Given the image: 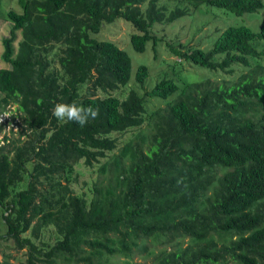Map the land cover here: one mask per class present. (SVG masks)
<instances>
[{"label":"trees","instance_id":"1","mask_svg":"<svg viewBox=\"0 0 264 264\" xmlns=\"http://www.w3.org/2000/svg\"><path fill=\"white\" fill-rule=\"evenodd\" d=\"M2 1L0 112L17 104L28 131L0 144V228L23 264H109L136 249L149 264H264V17L219 29L206 49L164 45L172 60L153 32L202 5L242 15L264 0ZM117 18L137 30L135 51L152 43L156 62L133 80L127 52L93 36ZM185 64L203 73L189 81ZM152 100L163 105L149 111ZM73 101L99 116L81 127L52 115ZM145 119L151 134L118 146L113 133ZM80 161L99 175L78 193Z\"/></svg>","mask_w":264,"mask_h":264},{"label":"rangeland","instance_id":"2","mask_svg":"<svg viewBox=\"0 0 264 264\" xmlns=\"http://www.w3.org/2000/svg\"><path fill=\"white\" fill-rule=\"evenodd\" d=\"M18 0H3L2 10L6 11L10 6L20 11L21 8L17 4ZM162 1V0H161ZM160 1V4H161ZM163 2V1H162ZM165 2V0H164ZM168 6H172V3H168ZM183 16L177 18L171 23H156L153 26V32L156 33L158 43L159 56L166 60H172L174 58L173 54L168 53L163 47L167 44H178L182 42V46H188L193 44V46H199L204 49L212 47V42L214 38L220 33L221 30L229 25H240L244 24L252 29H256L260 20L264 17V8L251 13H244L242 15H236L228 10L217 8L213 6H200L191 16L190 20ZM185 18V19H184ZM6 24V28H5ZM10 23L4 21V16L0 17V37L6 34L8 31ZM221 29L220 31H218ZM137 30L134 26L121 19L117 18L112 23H104L100 31L93 36L98 40H109L114 42L119 48L125 50L131 58V80L134 79L135 72L139 64L151 65L156 60L153 59L152 43H146V49L144 52L135 51L129 40V35L135 33ZM178 47V45H174ZM0 49L2 51V45L0 43ZM192 65V64H191ZM190 64H185L182 67L183 72L181 74L185 75L189 81L197 80L200 77L201 70L191 66ZM162 68L154 66L151 68V76L156 78L159 76ZM149 79V78H148ZM147 79V80H148ZM110 93H115L111 91ZM103 95L102 93H98ZM111 94V95H112ZM116 94V93H115ZM163 105L160 100H152L147 108L153 110L157 105ZM152 119H145L144 123L140 128L130 129L124 133H113L116 137L118 146L122 147L128 141L132 140L133 143L139 141L140 138L137 136L138 133H144L150 135L152 132L151 123ZM0 144L7 143L11 139H16L21 135L22 138L25 136L21 134L25 129V124L21 118V111L18 110L17 104L9 105L5 111L0 112ZM7 136L9 139L4 140ZM75 169L78 170L77 181L73 183L72 187L74 192L81 193L86 189L87 185L97 178L99 175L97 171L89 166L83 164L82 161L75 165ZM5 231L0 228V264L8 262L7 264H23L25 262V251L26 248H17L16 244L12 239L4 238ZM28 234V233H27ZM48 234L44 233L36 239V242H40L41 239H47ZM186 241H184L185 243ZM141 244L145 245L147 250H153L157 252L159 248L166 246L164 243L151 242L148 239L141 241ZM153 254H148L143 250H133L130 257L124 255H115L109 258V264H149L152 262Z\"/></svg>","mask_w":264,"mask_h":264},{"label":"clouds","instance_id":"3","mask_svg":"<svg viewBox=\"0 0 264 264\" xmlns=\"http://www.w3.org/2000/svg\"><path fill=\"white\" fill-rule=\"evenodd\" d=\"M52 115L59 121L75 122L79 126H85L89 120L99 116V109L91 105L84 106L73 101L72 103H56L52 109Z\"/></svg>","mask_w":264,"mask_h":264}]
</instances>
